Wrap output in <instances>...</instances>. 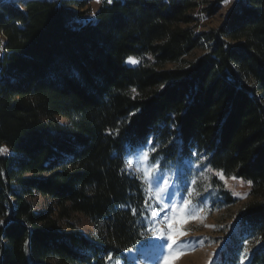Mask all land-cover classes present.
Instances as JSON below:
<instances>
[{"label": "trees", "instance_id": "obj_1", "mask_svg": "<svg viewBox=\"0 0 264 264\" xmlns=\"http://www.w3.org/2000/svg\"><path fill=\"white\" fill-rule=\"evenodd\" d=\"M83 3L0 1V264L125 257L143 240L146 203L126 154L150 139L165 163L203 153L251 181L259 200L216 264H235L243 234L260 242L247 264H264V0H237L195 60L200 0H112L92 17ZM35 196L57 213L34 210Z\"/></svg>", "mask_w": 264, "mask_h": 264}, {"label": "rangeland", "instance_id": "obj_2", "mask_svg": "<svg viewBox=\"0 0 264 264\" xmlns=\"http://www.w3.org/2000/svg\"><path fill=\"white\" fill-rule=\"evenodd\" d=\"M6 1L22 5L23 0ZM82 1H84L82 5L74 6L87 10L88 16L92 17L93 13L108 0H100L99 3L97 0ZM200 1V7L194 11L196 17L194 31L200 37L201 46L193 51L189 60H195L208 51L212 43L208 39V32L225 23L229 11L237 0H222L218 9L211 15L206 10L213 8L219 1ZM4 40V36L0 34V42H3L0 43V50L3 49ZM132 59L137 63L133 64L128 59L129 64L139 63L138 59ZM138 147L148 153L151 168L137 164L136 159L133 158L132 153ZM136 148L128 150L126 164L128 170L140 179L145 190L143 240L137 247L127 251L125 257L111 255V259L108 258L106 264H165L166 257L174 258L171 264H216L221 249L227 245L232 234L239 230L238 225L244 210L248 205L259 200L251 193L252 184L235 175H226L212 168L203 153H195L180 163H165L153 142L149 145L147 141ZM157 159L160 161L158 167L161 175L169 179L166 186L161 181L162 187L167 188L166 192H158L148 180V175L156 170ZM160 197L163 199L161 200ZM185 200L188 201L186 206ZM31 201L36 211L53 209L57 213L58 207L53 200L35 196ZM171 204H175L176 209H173ZM182 206H184L183 213L180 211ZM174 216L179 218L174 224V229L177 230V239L180 242L170 249L169 230L165 218L172 219ZM184 218L187 219L186 223L181 222ZM71 223H75L88 235L94 236L97 233L95 224L83 214L75 215ZM71 223L63 221L62 225L67 227ZM180 232L184 235L180 236ZM239 240L240 249H236L235 264H247L252 250L259 246L260 242L256 235L247 234H243ZM177 253L183 255L176 258Z\"/></svg>", "mask_w": 264, "mask_h": 264}, {"label": "snow or ice", "instance_id": "obj_3", "mask_svg": "<svg viewBox=\"0 0 264 264\" xmlns=\"http://www.w3.org/2000/svg\"><path fill=\"white\" fill-rule=\"evenodd\" d=\"M97 2L99 3L100 0H97ZM108 3H112V0H108ZM95 15V13H93V16ZM0 43H3V42H0ZM129 62L135 64L137 63L136 60L132 59V58H129ZM152 143L151 139L148 141V144L150 145ZM7 149L5 148H0V153H4L6 152ZM195 155V153L193 154ZM132 156L134 159H136L137 161V164H144L146 165L148 168H151L152 165L150 163V160H149V155L146 151H142L141 148H136L133 153H132ZM129 163H131V160L129 161ZM160 161L159 159L156 160V170L151 173L150 175H148V180L150 182V184H152V186L158 191V192H166L167 191V188L166 187H162L161 185V181H163V185H167L169 183V179L167 176L165 175H161V170L160 168L158 167ZM192 183L194 184L195 181L193 180ZM249 183H251V181H249ZM189 194H190V190H189ZM160 199L162 200L163 197H160ZM185 206L188 204V201L185 200L184 202ZM165 207L169 206V205H164ZM173 209H176V205L175 204H171L170 205ZM180 211L181 213L184 212V206H182L180 208ZM133 214H135V210H133ZM153 215H155V213H153ZM166 221H167V227H168V230H169V235H168V240H169V244H168V247L171 249L172 247L176 246L180 241L177 239V230L174 229V224L177 222V220L179 219L178 217H173L172 219H168L167 217L165 218ZM182 223H186L187 222V219L184 218L183 220H181ZM4 223L3 221H0V224ZM149 231H151V228H149ZM156 233H153V235H155ZM180 236H183L184 233L183 232H180L179 233ZM199 243H202V241H198ZM180 255H183V253H177V257L178 258ZM109 259H111V254H109ZM172 259L174 258H170V257H166L165 258V264H171V261Z\"/></svg>", "mask_w": 264, "mask_h": 264}]
</instances>
